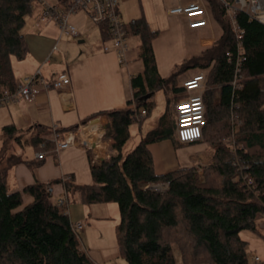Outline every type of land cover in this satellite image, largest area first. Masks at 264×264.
I'll use <instances>...</instances> for the list:
<instances>
[{
  "label": "trees",
  "instance_id": "obj_1",
  "mask_svg": "<svg viewBox=\"0 0 264 264\" xmlns=\"http://www.w3.org/2000/svg\"><path fill=\"white\" fill-rule=\"evenodd\" d=\"M32 1L0 0V96L18 85L12 59L22 60L29 51L23 28ZM206 2L221 33L197 54L184 58L169 76H162L157 68L152 42L158 30L151 29L142 14L125 25L127 34L139 39L142 70L130 77L134 91L125 107L93 112L84 121L105 116L104 137L112 139L111 147L117 151L97 163L90 161V184H78L69 176L11 190L7 178L15 164L36 166L56 151L49 126L37 124L26 137L13 123L1 128L0 264H96L82 248L64 205L46 192L47 185L58 182L67 202L117 204L114 235L126 264H250L247 241L239 232L257 231L264 214V24L243 11L235 13L243 30L245 59L240 86L233 87L229 83L233 66L225 53L235 49L237 39L221 1ZM99 27L104 40L108 35L104 26ZM190 68L207 71L201 141L211 149L209 161L202 165L201 176L195 165L157 172L149 144L171 139L179 145L174 135L175 103L186 92L177 77ZM160 90L169 95L167 103L172 102L160 124L173 115L172 125L149 130L124 151L131 137L129 126H139L153 108V100L146 96ZM77 128L72 124L57 131ZM25 145L43 156L24 158L16 146ZM149 183L167 187L159 191Z\"/></svg>",
  "mask_w": 264,
  "mask_h": 264
},
{
  "label": "crops",
  "instance_id": "obj_2",
  "mask_svg": "<svg viewBox=\"0 0 264 264\" xmlns=\"http://www.w3.org/2000/svg\"><path fill=\"white\" fill-rule=\"evenodd\" d=\"M63 1V0H61ZM171 0H169V3ZM168 3V4H169ZM173 16V23H175V29L178 34L192 37L196 41L193 44L192 50H187L188 44L184 46L178 45L177 49H174L172 43L161 46L157 44L159 38L158 34L153 39V49L156 57L157 68L162 76H169L173 64L181 57L187 58L194 54H197L202 47L208 46L215 37L221 33L219 25L211 19L210 24L200 29H191L186 24V19L182 16ZM88 17L83 13L79 18L77 12L73 13L69 17V21L79 31V41L86 42L89 40L93 45L89 47L81 54H75L70 51V37L59 36L57 41L53 43L56 36V30L50 27L47 34L48 20L42 19L43 23H40L41 27L33 33V39L38 42L44 41L42 47L38 48L37 43L31 49L28 42L29 51L24 59L21 61L23 70L20 73H15V78L18 83L21 82L26 76L31 75V72L38 68L41 69L43 79L50 80L56 76V73L61 70H67L70 77V85L62 90L48 88L45 89L40 81L35 83L37 90L36 96L31 101L19 100L9 101L6 103H0V141H1V128L6 125L13 123L16 127L21 129L23 132H30L33 127L37 124L52 127L55 125L57 129L66 127L72 124L78 126L84 124L87 117L96 111L105 109H118L126 106V101L132 97L134 89L131 87L130 77L142 70V61L135 63L132 58L134 55H130V61L125 66H120L117 62L116 55L113 50L104 51L102 48L103 39L100 33V27L97 26L99 32V38L101 46L96 45L95 35L93 26L91 23H87ZM215 22V23H214ZM54 24V28L56 24ZM215 24L219 27L217 31ZM29 30V29H28ZM27 30V31H28ZM45 32V33H44ZM25 33V32H24ZM63 43L65 51L70 53L71 60L67 62L65 60V54L62 49L59 48L62 54L58 53L61 58L60 62H55L54 65H50L51 56L55 53L52 51V47L59 41ZM171 42V40H168ZM168 46L170 49L168 50ZM177 50V51H176ZM183 50L187 51L186 57L183 55ZM177 53H176V52ZM176 53V54H175ZM50 56H49V55ZM137 59H140L137 57ZM14 60V59H12ZM16 60V59H15ZM15 62L12 61L13 71L15 70ZM44 66H46L44 69ZM132 67V68H131ZM44 69V70H43ZM196 69V68H193ZM35 70V72H36ZM189 70L181 73L184 75L183 79L178 80L181 84L182 81L189 74ZM179 74V75H181ZM96 121L102 125L103 130L106 128L107 118L105 116H98L90 119L87 122ZM85 122V123H87ZM137 126L141 127V124L133 123L129 126L131 128ZM140 139L141 133L138 131ZM132 136V133H131ZM131 138V137H130ZM137 140V141H138ZM111 138H104V146L96 150L99 155V160L115 155L117 151L111 147ZM176 147L171 139H162L157 142L149 144L151 152L155 146L159 157V167L156 166L155 156L153 157L155 169L157 172L168 171L179 167H187L192 165L203 164L209 159L210 148L201 140L193 141L189 143L181 144L178 142ZM92 151H89L90 155ZM154 154H152L153 156ZM31 159L34 157L32 152L29 156ZM159 168H161L159 170ZM71 177L78 184H90L92 177L90 174V159L88 152L85 147L80 145H71L56 151L54 155H48L45 160L36 166L29 165L27 162H20L15 164L9 171L7 183L11 190H20L24 185L31 184L35 181L47 182L54 178ZM53 191L51 195H54V200L57 199L64 191V186L61 182L52 184ZM28 200V199H27ZM108 208L107 203L87 205L88 214L94 218V222H98L99 218H102ZM69 218L72 222L82 221L84 222L80 231V243L82 248L87 252L88 256L96 264L103 262L104 256L97 249L93 252H89L86 242H89L87 234L89 230L95 229V226L86 225L87 217L82 216L72 217L68 213ZM101 215V216H100ZM118 220V219H117ZM117 221L114 222V225ZM113 225V226H114ZM97 228V227H96ZM264 228V227H262ZM88 240V241H87Z\"/></svg>",
  "mask_w": 264,
  "mask_h": 264
},
{
  "label": "built area",
  "instance_id": "obj_3",
  "mask_svg": "<svg viewBox=\"0 0 264 264\" xmlns=\"http://www.w3.org/2000/svg\"><path fill=\"white\" fill-rule=\"evenodd\" d=\"M120 0H63L55 4L45 2L43 4V17L55 22L59 36L78 35V29L69 22V17L82 9L88 19L96 24L102 25L108 35L103 40L102 48L104 51L113 50L117 62L120 66H125L130 61L129 45L127 42V32L125 24L120 20L119 13ZM226 9L230 20L232 31L236 37L234 50H227L225 57L227 62L233 66V75L230 84L233 87H239L241 79V65L245 59L244 48L242 45L243 30L235 20V13L243 11L249 18L256 19L264 24V0H220ZM167 12L170 15L182 16L186 19V24L191 29H200L210 24L212 19L206 0H171L167 6ZM52 51H61L55 43ZM206 69L196 68L190 72L182 81L181 85L186 92V96L180 98L175 103V138L181 143H189L202 139V128L205 123L203 92L206 89ZM40 81L45 89L54 88L62 90L70 85V77L67 70L59 72L50 80L43 79L41 69L38 68L35 73L26 76L16 89L12 92L5 91L0 96V103L9 101L26 100L31 101L35 98L37 90L35 83ZM191 93V91H193ZM139 113L143 115L145 110L141 108ZM96 121L87 122L78 126L75 131L59 132L55 125H52L51 140L54 142V151H59L71 145H80L89 151L90 161L97 163L99 155L96 150L102 145L104 131L102 125ZM94 124V125H93ZM43 152L34 153L35 158H41ZM246 174L243 175L245 177ZM237 176L233 179H236ZM148 186V185H147ZM52 185L46 186V192L51 195ZM59 205L67 203V194L64 191L55 199ZM263 219V221L261 220ZM258 222L260 227H264V214ZM72 228L78 233L82 228V221L72 222ZM253 261L264 264V259L258 256L253 257Z\"/></svg>",
  "mask_w": 264,
  "mask_h": 264
},
{
  "label": "rangeland",
  "instance_id": "obj_4",
  "mask_svg": "<svg viewBox=\"0 0 264 264\" xmlns=\"http://www.w3.org/2000/svg\"><path fill=\"white\" fill-rule=\"evenodd\" d=\"M59 1H61V0H33L32 1V8H31L30 13L26 16V21H25L24 28H23V30L25 32L24 35H25L26 41L29 42L31 49L34 47L35 43H37L38 48L42 47L44 44V41L38 42L32 38L35 30H37L41 27L40 23H43L42 19L50 21V22H48L49 24L47 25V34L50 30V27L55 29L56 30V36L54 38L53 43L57 41L58 33H59L58 28H54L53 23H55V22L43 17V4L45 2H47L49 4H55V3H58ZM168 3H169V0H120L119 1L120 20L125 25H127L128 22L132 18L139 17L142 14L145 17L149 27L151 29L158 30V32H159V34H158L159 38H157L158 39V41H157L158 45L165 46L166 44L168 45V44L172 43L174 46V49H177L179 44H180V46H184L185 44H188L187 50H192L193 46H194L193 44H196V41L193 40L192 37H188L185 35L180 36L178 34L177 30L175 29L176 25H175V23H173V20H172L173 16L167 12ZM83 13H84V11L82 9L78 10L77 11L78 18ZM87 23H91V26H93V29H95V31H94L95 40H96L95 44L99 45V47H100L101 42H100L99 32H98L97 26L94 23H92L90 20H87ZM215 27H216L217 31L220 30L216 24H215ZM65 36L70 37V39H71L69 42L70 51L75 53V54H81V52H84L89 47V45H93L91 42H89V40H87L86 42H80L79 41V38H80L79 35H75V36L62 35V37H65ZM60 39L61 38H59V41L57 42L58 47L63 50V52L65 54V60L67 62H70L71 55H70V53L65 51V49L63 47V43L61 42ZM168 40H171V42H168ZM127 42L129 45L130 55H134L136 53L135 54L136 56L134 59L132 58V61H134L135 63L136 62L139 63L140 59H137V50H138V43H139L138 37L131 35V34H127ZM210 44H208V45H210ZM183 48H185V46ZM169 49H170V46H168V50ZM186 54H189V53H187L186 50H185V52L183 50V55L185 57H186ZM187 56H190V54ZM182 58L183 57H181L179 60H177L173 64L171 71H170V74L174 73L177 70L180 62L183 60ZM12 61H16L15 67H14V69H15L14 75H15V73L18 74V73L22 72V70H23V67L21 66L22 62L15 60V59ZM55 62L61 63V58L57 52H55L51 56L50 65L48 64L46 66L51 67V65H54ZM46 66H44V69L47 68ZM35 70H36V68L34 69V71L31 72V74L35 73ZM188 70H189V72H192L194 69L190 68ZM59 72H61V70ZM57 74H58V71H57L56 75ZM183 77H184V75L181 74L178 76V79L181 80V79H183ZM206 88H207V85H206ZM193 92H194V90L191 91V93H193ZM167 96H169V95L165 94L162 90L152 92L146 96L148 99L153 100V102H154L153 108L151 109L150 113L145 118L142 119L140 128H138L137 126H134L131 128L132 136L129 139V141L127 142V144L125 145L124 151L129 150L137 142L138 136H139V133H138L139 130H140L141 135H145L149 130L157 129L160 127V125H161V127H164V128H168L172 125L173 115H172V117L165 120V122H163V124L162 123L160 124V120H159L160 116L167 109V107L170 110H172V102H169V104L167 103ZM138 100H142V98L141 99L139 98ZM174 120H175V118H174ZM28 134H29V132H26L25 137L28 136ZM51 135H52V132H51V134H49V136H51ZM174 135H175V133H174ZM151 148L153 150L152 154H154L153 157L155 156L156 166L159 167L160 160L158 157L157 148L155 146H153ZM16 150L19 153H21L24 158H29L28 156L32 153L31 148L27 145H25V147H23V148L16 146ZM209 157H210V155H209ZM107 158H109L108 155H107ZM208 161H209V159L203 164L195 165L198 167L197 171H198L200 176L202 175V165L206 164ZM160 169L161 168H159V170ZM148 185L153 186L154 188L158 189L159 191H163L167 187V184H165V183H156V184L149 183ZM50 198L54 200V195H50ZM107 205H108L107 210L103 211V214H105V215L102 216V218L96 219V220H98V222H94L95 221L94 218H92L88 214L87 205L82 204L81 202H79L76 199H71L69 202H67L64 205V207H65V211L67 213H70L72 217H78L79 218V216L82 214V216L88 218L87 223L84 224L85 229H86V225L89 226L92 223H96V224L92 225V226H95L94 227L95 229L89 230V232L87 234V237H88L89 242L91 244L86 242V245H87V248H89L88 250H90L89 252H93V250L97 249L104 256L103 262H100L98 264H126L125 260L119 255L117 242H116L115 235H114V226L113 225H114V222L117 221L118 216H119L118 207H117V204L115 202H108ZM261 220L263 221V219H261ZM83 223L84 222H82V225H83ZM258 227L259 228L257 231L249 230V229H242L239 232L240 237L247 241L246 251H247V254L250 258V264H260V263L253 261L254 256H258L259 258L264 259V237H263L264 228L260 227L259 225H258ZM80 231L81 230L78 231L79 240L81 238ZM173 251H174L175 257L178 260H180L178 250L176 248H173Z\"/></svg>",
  "mask_w": 264,
  "mask_h": 264
},
{
  "label": "bare ground",
  "instance_id": "obj_5",
  "mask_svg": "<svg viewBox=\"0 0 264 264\" xmlns=\"http://www.w3.org/2000/svg\"><path fill=\"white\" fill-rule=\"evenodd\" d=\"M97 123H95V125H96ZM94 125V124H93Z\"/></svg>",
  "mask_w": 264,
  "mask_h": 264
}]
</instances>
